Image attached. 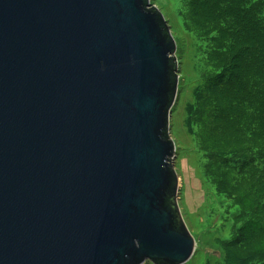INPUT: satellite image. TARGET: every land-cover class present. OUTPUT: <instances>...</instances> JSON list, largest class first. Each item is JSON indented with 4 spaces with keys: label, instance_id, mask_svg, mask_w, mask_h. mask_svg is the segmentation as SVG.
<instances>
[{
    "label": "water",
    "instance_id": "obj_1",
    "mask_svg": "<svg viewBox=\"0 0 264 264\" xmlns=\"http://www.w3.org/2000/svg\"><path fill=\"white\" fill-rule=\"evenodd\" d=\"M149 0H0V264H185L176 44Z\"/></svg>",
    "mask_w": 264,
    "mask_h": 264
},
{
    "label": "trees",
    "instance_id": "obj_2",
    "mask_svg": "<svg viewBox=\"0 0 264 264\" xmlns=\"http://www.w3.org/2000/svg\"><path fill=\"white\" fill-rule=\"evenodd\" d=\"M179 2L202 82L188 128L230 218L221 264H264V0Z\"/></svg>",
    "mask_w": 264,
    "mask_h": 264
},
{
    "label": "rangeland",
    "instance_id": "obj_3",
    "mask_svg": "<svg viewBox=\"0 0 264 264\" xmlns=\"http://www.w3.org/2000/svg\"><path fill=\"white\" fill-rule=\"evenodd\" d=\"M163 17L176 44L173 57L178 66V93L171 109L169 138L175 145L173 169L178 179L177 206L182 222L194 240V255L185 264H221L230 218L221 209V196L214 195L204 181L200 154L190 135L187 107L193 104L195 91L201 86L196 74L198 40L184 30L179 15V0H149ZM144 264H153L145 262Z\"/></svg>",
    "mask_w": 264,
    "mask_h": 264
}]
</instances>
